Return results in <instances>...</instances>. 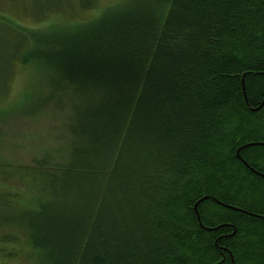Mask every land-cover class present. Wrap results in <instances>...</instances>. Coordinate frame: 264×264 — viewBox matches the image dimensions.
Masks as SVG:
<instances>
[{
    "label": "trees",
    "instance_id": "trees-1",
    "mask_svg": "<svg viewBox=\"0 0 264 264\" xmlns=\"http://www.w3.org/2000/svg\"><path fill=\"white\" fill-rule=\"evenodd\" d=\"M5 25L0 95L33 68L74 142L41 174L47 198L0 189V225L22 232L1 243L35 264H264V0H120L80 25Z\"/></svg>",
    "mask_w": 264,
    "mask_h": 264
},
{
    "label": "rangeland",
    "instance_id": "rangeland-1",
    "mask_svg": "<svg viewBox=\"0 0 264 264\" xmlns=\"http://www.w3.org/2000/svg\"><path fill=\"white\" fill-rule=\"evenodd\" d=\"M119 1L0 0V30L7 23L11 29L80 25ZM37 75L33 68L16 65L0 95V189L15 192L24 200L47 198L49 190L43 189L41 174L45 170L48 174L59 172L66 149L74 142L68 131L72 121L66 104L47 97L44 81ZM36 93L40 95L35 97ZM65 199L69 201V194ZM7 233L21 236L22 232L13 225H0V236ZM1 241L0 264H35L22 243Z\"/></svg>",
    "mask_w": 264,
    "mask_h": 264
}]
</instances>
